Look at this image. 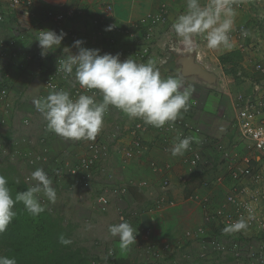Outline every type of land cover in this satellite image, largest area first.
I'll return each mask as SVG.
<instances>
[{
	"label": "rangeland",
	"instance_id": "rangeland-1",
	"mask_svg": "<svg viewBox=\"0 0 264 264\" xmlns=\"http://www.w3.org/2000/svg\"><path fill=\"white\" fill-rule=\"evenodd\" d=\"M250 9L252 12L253 9L256 11L250 14V20L244 24L250 33L241 42L244 48L240 51L233 44L230 49V52L237 54L233 59L234 66L220 65L217 57L224 51L214 50L211 53L212 49L206 47V41L201 36L195 37L199 47L192 51L185 50L177 43L175 33L158 46L155 44L150 58L157 61V66L164 77L169 75L181 77L179 72H174V69L171 71L173 67L170 65L171 61L167 59L171 43L174 45L172 49L175 51L178 49L180 55L195 56L200 53V45L203 44L202 48L209 55L204 64L207 70L216 76L217 81L210 85L205 82L199 83L193 78H183L185 85H193L196 91L189 102V110L182 112L177 120H181L186 113L189 118L194 119L192 125L198 131L201 140L203 139L200 144L201 159L198 169L190 167L184 155L173 157L170 154L168 159L171 162L167 163L170 165V171L165 176L170 179V184L165 188L162 182L166 179L163 177L166 173L154 175L152 163L162 168L167 164L160 163L156 157L148 160L150 153L143 154L145 143L143 153L139 157L126 160L125 166L140 174L136 178L141 181L137 184L138 187L144 186L143 183L147 186L155 185L154 181H159H156L159 184L155 186L158 193L160 192L159 197L153 204L147 200L141 201L138 210H135L125 198L131 185H120L124 184L123 180L130 179L133 175L128 168L119 169L124 167L122 165L124 159L121 153L118 155L114 152L112 146L122 136L116 134L118 131H115V125L104 122L101 132L97 135V138L105 142L111 141L110 158L104 165L113 175L112 181L104 182L105 178L98 176L97 181L86 186L83 184L84 173L79 171L73 174L72 163H77L88 140H65L53 132L46 131L45 119L33 104V100L39 97L41 91L39 86L41 87V83L44 82L40 78L39 69L55 66V61L45 56L44 62L39 63V48L19 46L15 47L18 56L14 59L10 54L14 52H10V42L17 36H10L6 24L0 23V171L14 169L16 172H13L23 175L26 184L30 186L36 183L30 179L31 173L37 168L44 169L53 182L57 200L52 203L43 194L40 195V199L52 214L61 218L65 227L70 228L69 239L72 241V248L82 249L92 264H115L110 262V259L116 260V264H240L238 258L232 255L238 252L234 250L235 244L239 242L241 247L245 246V242L226 236L216 230V222L207 223L205 218L224 203L226 196L233 192V189L242 192L241 199L249 207L256 209V212L262 210L264 205L258 200L262 193V184L255 183L252 180L253 176L246 175L243 181L233 183L228 174L229 165L240 164V157L246 151L237 138L235 99L239 95H250L253 92L251 84L254 82L257 85L262 83V79L254 72V63L260 54V41L264 39V19L259 18L264 12L261 14L258 12L264 9V4L263 7L256 5ZM185 11L186 8H181L177 11L176 17ZM171 25L170 22L165 25L166 32L172 29ZM28 57L31 59L28 60ZM220 66L227 67L224 69L231 68L233 72L227 75L224 69L223 72L220 70ZM36 82H39V85ZM47 90L49 91L48 88ZM222 91L228 95L224 96ZM147 151H152L151 147L148 146ZM253 172L255 174L256 170ZM195 175L202 178L203 188L193 191L191 196L184 200V193H188L194 186L187 183L190 179L192 181ZM104 184L117 187L119 190L122 187L127 189L124 194L114 192L106 210H103L105 207L97 201ZM169 194H172L170 199ZM177 209H184L188 213L193 211V214L175 218L177 220L175 223L167 215L168 212ZM121 212L124 217L122 219L137 229V244L124 252L119 248V238L112 237L108 231L111 225L121 222ZM169 225L178 230L177 227L180 225L187 227L175 234ZM222 247H225V250H222ZM109 250L112 252L111 256L108 255ZM243 252L246 254L247 251Z\"/></svg>",
	"mask_w": 264,
	"mask_h": 264
},
{
	"label": "clouds",
	"instance_id": "clouds-1",
	"mask_svg": "<svg viewBox=\"0 0 264 264\" xmlns=\"http://www.w3.org/2000/svg\"><path fill=\"white\" fill-rule=\"evenodd\" d=\"M236 16L237 11L232 0H207L203 5L201 0H186V11L174 20L171 28L177 36V43L187 51L199 47L195 39L197 36L206 41L208 49L230 50L233 47L230 33L234 29ZM106 31H112V27L109 26ZM38 33L36 40L42 50V57L59 48L67 35L63 30L57 33L50 29L40 30ZM249 35L246 29H241L242 37ZM84 43L82 40L74 41L72 47L78 49V54H72L69 47L64 48V52L70 54L66 58L58 59V72L64 73L66 77L74 73L81 88L96 91L92 95L79 94L73 99L68 91L53 89L46 97L34 99L36 110L46 121V131L65 140H95L103 128L110 107L120 110L129 119H141L144 124L155 128L166 125L171 127L182 112L189 110L195 87L191 84L185 85L182 77L162 76L155 59L149 58L145 63L138 62L133 57L122 60L120 53L102 55L99 49L84 47ZM97 91L102 97L100 102L95 99ZM117 134L122 136V133ZM193 142L199 143L195 135L183 138L178 136L169 151L173 157L182 156L190 150ZM110 143L111 141H106L108 148L111 147ZM124 150L121 154L126 160ZM98 176L109 183L113 178L108 167L106 175L98 172L92 183L99 179ZM30 179L36 183L30 185L26 191L18 192L13 199L8 178L0 174V233L5 232L16 217V203L22 202L28 213L38 216L45 210L40 201L41 194L48 201L56 202L57 192L43 168L34 170ZM106 187H111V196L118 190L117 187L104 184L101 192ZM106 206L108 204L103 206V210H106ZM251 218V215L247 219L241 216L225 226L223 233L228 235L246 231ZM108 231L112 237L119 238L122 252L137 244V229L126 220L122 219L120 223L111 225ZM59 242L65 246L72 243L64 235L59 237ZM108 255H112L111 250ZM0 264H17V260L0 255Z\"/></svg>",
	"mask_w": 264,
	"mask_h": 264
},
{
	"label": "built area",
	"instance_id": "built-area-1",
	"mask_svg": "<svg viewBox=\"0 0 264 264\" xmlns=\"http://www.w3.org/2000/svg\"><path fill=\"white\" fill-rule=\"evenodd\" d=\"M262 0H232L233 6L236 10L245 11L250 8L259 6ZM45 0H0V23L5 24L11 15L21 16L28 20L31 19L35 8L42 11L40 21L38 24L32 25L29 28L30 41L39 44L36 40L38 31L40 30H54L60 33L61 30L67 35L62 41L64 48L69 47L72 54H78V49L72 47L74 41H84V47L90 49H99L101 54L111 53L113 55L120 53L121 59L125 60L129 57L138 62L145 63L151 57V52L155 47L158 39L160 29L167 25L172 14L171 5L167 1H160L156 9L144 18L128 23L120 22L115 16L113 4L109 0H100V12L95 14L92 18L86 20L85 28H77L73 25L72 20L75 17L84 18L85 12L82 9L75 10L70 8H45ZM202 5L207 3V0H201ZM264 19V14L260 17ZM111 26L112 31H106ZM241 29H246V25L235 28L230 37L238 50L242 51L244 46L241 42L245 37L241 36ZM248 31V30H247ZM28 39V40H29ZM19 41V40H18ZM17 40L10 42V50H14L13 58L18 56L15 47L19 46ZM24 41V39L22 40ZM260 54L254 63V72L262 79L260 85H256L250 95H239L235 99L236 103V127L238 131V139L243 143L244 155L240 157V164L230 166L228 169L229 179L233 183L243 181L246 175H251L255 183L262 184V193L259 195V202L264 204V39L260 41ZM67 56L70 54L66 53ZM37 58V56H36ZM44 57L39 52V63L44 62ZM31 57H28L30 60ZM50 68V69H49ZM39 73L44 77V86L51 92L53 89H64L68 91L73 99L79 94L92 95L96 90H87L81 88L75 79V74L66 77L64 73L58 72V64L55 66L40 68ZM44 73V75H42ZM46 74V75H45ZM95 99L97 102L102 100V97L96 92ZM113 116L118 121V132L122 133L125 130L126 135L131 138V142L124 150V158L132 160L139 157L143 152L145 142V135L149 132H154L159 137L164 145L165 152H169L172 143L179 136L181 138L195 135L199 139V143L193 142L190 150L184 153L188 165L192 168L198 169L200 167V135L187 121L177 120L169 127L166 125L163 128H155L144 124L141 119H129L120 110L110 107L104 120H108ZM116 133V134H117ZM84 150L80 153L76 164L72 163V172L77 174L79 171L84 173V183L90 185L95 180L98 172L107 173V167L104 162L109 158V148L105 141L97 138L95 140H88L87 144L83 146ZM87 154V155H86ZM152 163V173H167L170 165L163 166ZM253 170H256L254 174ZM263 172H261V171ZM167 174L163 177L166 178ZM170 184V179L163 180L162 185L167 188ZM236 188V187H235ZM117 190V189H116ZM119 190V189H118ZM118 190L116 193H118ZM127 189L122 187L119 194H124ZM111 187L103 189L102 194L98 198V203L107 205L109 196H111ZM242 192L233 189L217 209L207 214L205 222L214 221L217 224L216 230L223 233V229L228 224L235 222L241 216L248 220L249 227L246 231H241L234 234H228L232 239H237L245 242V246L235 244L236 255L240 264H264V205L262 210L257 211L252 206L241 199ZM224 234V233H223ZM240 247V248H239ZM240 249V250H239ZM225 250V247H222ZM243 251H247L246 254ZM244 253V254H243ZM237 261V259H235Z\"/></svg>",
	"mask_w": 264,
	"mask_h": 264
},
{
	"label": "crops",
	"instance_id": "crops-1",
	"mask_svg": "<svg viewBox=\"0 0 264 264\" xmlns=\"http://www.w3.org/2000/svg\"><path fill=\"white\" fill-rule=\"evenodd\" d=\"M45 1H46L45 5H44L45 8L51 7V8L59 9V8L66 7V8L75 9V10L82 9L85 12V17L84 18L75 17L72 20L73 25L77 28H85L86 23H87L86 20H88V18L89 19L92 18L95 14L100 12V10H99L100 0H45ZM160 1H162V0H109V2H111L113 4L116 18L120 22H123V23L136 21L138 19L146 17L147 15H149L150 13H152L156 9V7L158 6ZM163 1H167L171 5L172 14L170 16V21H169L170 25H171L174 22V20L177 18L176 17L177 11H179L181 8H186V7H184V6H186V0H163ZM177 1H179V3ZM263 4H264V0H262L260 2L259 6L263 7ZM262 10H264V9H262ZM262 10H259V11L257 10V11L259 12V14H261V12H264ZM236 11H237V16L235 18V25H238L240 27V26L244 25L246 21L248 22L250 20V16H251L250 14H253V12L255 13L256 10L253 9V12L251 9H248L246 11H239V10H236ZM33 15L34 16H32V18L28 19V20L22 18L21 16L11 15L7 19V22L5 24L7 27V31H9L10 36H12V37L17 36L18 37V40H19L18 42H19L20 48H22V47L23 48L24 47H32L35 49L39 48V52H41L42 50H41L39 44L30 41V39H29V28L32 25L39 23L40 16L42 15V11H40L39 8H35L33 11ZM238 26L236 28H238ZM172 33H174L172 29L169 32H166L165 26L162 27L160 29V33H159L158 39L156 41V46H158L159 43H161V42L163 43L167 39H170L171 38L170 35ZM23 39H24V41H22ZM201 45H203V44H201ZM201 45H200L201 50L199 51L200 53L198 52L199 54L197 56H195V55L194 56L196 57V62L203 69L208 71L207 67L204 63L206 61V58L209 55H207L208 52H205L204 48H202ZM172 48H174V45L171 43V46L169 48V53H167L168 58L166 57L167 59H169V61H171L170 65L173 67V68H171V71H172V69H174V72H179L180 76L184 79L193 78V80L195 79L199 83L205 82L196 76L183 77L182 68L180 65L177 64V62H178L179 58L187 57V56L192 55V54L180 55V51H178V49L175 51V49H172ZM214 50H220V51L223 50L224 51L219 55L217 54L218 55L217 61L221 65L219 58L221 56L229 53L230 50L224 49V48H218V49H212V50H210V52L213 53ZM66 53L67 52H64V47L63 48L59 47L54 51H49L47 56L49 58L53 59V62L55 61L54 63H57L58 59H61L63 57H65V58L67 57ZM172 55H176V56H178V58L175 60H172V58H171ZM209 58L211 59V56ZM224 68H227V67H224ZM224 68H223V66H220V70L222 72H223ZM40 78H42L44 80L43 77L40 76ZM258 78H260V77L258 76ZM36 83L39 85V82H36ZM205 83H207V82H205ZM210 85H214V84H210ZM251 85L253 86V90H254V88H255L254 86H256L257 83L254 82ZM39 90H41V91H39V95H38L39 97L38 98L46 97L50 93V91H48V90L46 91V87L44 86V82L41 83V87L39 86ZM222 94L224 96L228 95V93H226L225 91H222ZM233 108H234V106H233ZM234 111H235V109H234ZM180 119L183 121L184 120L187 121L190 125H192V122L194 120V119L189 118L186 113L183 116V118H180ZM104 122H111L113 125H115V131L118 130L117 127H118L119 122L116 121V119L113 116H110V118L108 120H104ZM45 123H46V121H45ZM122 130H123L122 131V138L119 137V140L116 141L112 146L115 149L114 152L118 155H121L120 153H122L123 150L126 149L128 147V144L130 143V141H129L130 138L127 137L125 130L124 129H122ZM145 136H146V140L144 142L145 143L144 153L143 152L142 153L143 154L150 153L149 154L150 157L148 160H150L152 158L154 159L156 157L157 158L156 160L159 161L160 163H163V164L166 163L167 164V163L171 162V160L168 159L169 155L171 153H170V151L167 152V154L163 152V151H165L164 146H163V143L160 141L159 137L157 136V134L154 132H149V134H147ZM148 146L151 147L152 151H147ZM242 146H243V143H242ZM145 147H147L146 151H145ZM143 158H141V160ZM144 159H146V156ZM119 162H120V160H119ZM125 164H126V160H124V163L122 164L124 167H120L119 169L128 168L127 166H125ZM167 165H169V164H167ZM132 168H133V165H132ZM128 170H129L130 174H132L133 176L130 177V179L123 180V181H125L124 184H120L123 186L124 185H131V188L129 187V193H127L125 196L126 200L132 204V207L135 210L139 209V205L142 204L141 201H143V200H145V201L147 200V202H151L153 204V202L160 195V192L158 193V189L155 187L159 184V183L158 184L156 183L157 180L154 181L155 185L151 184V185L147 186V185H145V183H143L144 186L138 187L137 184H140L141 181L136 179V178H137V175L140 176V174H136L133 169L130 170L128 168ZM133 182H134V184H132ZM157 182H159V181H157ZM192 183L193 182H191V179H190L189 182L187 183V185L191 186ZM133 185L134 186L136 185V187H138V188H134ZM202 188H203V182L200 184L199 187L195 188V190H199V189L201 190ZM189 192L190 191H188V193H184V191H183V193H184L183 199L184 200L185 199L187 200L188 197H190V196H188ZM168 198L169 199L172 198V194H169ZM175 198H178V197H175ZM107 207H106V209H107ZM191 214H193V211L188 213L184 209H181V210L177 209L174 212L173 211H171L170 213L168 212L167 217H170L171 221L173 220L176 223L177 220H175V218L183 217V216L187 217V215H191ZM122 215H123V213L121 212L120 213L121 219L124 218V217H122ZM103 216H105V215L103 214ZM151 217L152 216H149V218H151ZM171 221H170V224H171ZM191 225H192V223L190 224V226ZM169 226L172 229V233L175 232V234L176 233L178 234L177 231H180V229H183V231H184L187 227V226L181 227V225H180L177 227V228H179V230H178V229H173V227H171V225H169Z\"/></svg>",
	"mask_w": 264,
	"mask_h": 264
},
{
	"label": "trees",
	"instance_id": "trees-1",
	"mask_svg": "<svg viewBox=\"0 0 264 264\" xmlns=\"http://www.w3.org/2000/svg\"><path fill=\"white\" fill-rule=\"evenodd\" d=\"M12 40L18 41V37ZM60 47H64L63 43ZM12 51L14 50H10ZM236 55L234 52L227 53L219 61L222 65L234 66L233 59ZM171 58L175 60L178 56L172 55ZM232 70L224 69V73L228 75ZM13 171L1 170L0 174L8 178V186L14 199L18 192L26 191L29 186L23 175ZM191 182L194 186L188 196L200 186L202 178L195 175ZM40 201L44 206L43 201ZM44 209L38 216H33L27 212L22 202L15 204L16 217L8 229L0 233V255L15 258L17 264H92L82 249H73L71 244L65 246L59 242L61 235L70 238V228L65 227L61 218L52 214L45 206ZM110 262L117 263L114 259H110Z\"/></svg>",
	"mask_w": 264,
	"mask_h": 264
},
{
	"label": "water",
	"instance_id": "water-1",
	"mask_svg": "<svg viewBox=\"0 0 264 264\" xmlns=\"http://www.w3.org/2000/svg\"><path fill=\"white\" fill-rule=\"evenodd\" d=\"M178 65L182 68L183 77L196 76L209 84H215L217 78L212 73L203 69L197 62L194 55L179 58Z\"/></svg>",
	"mask_w": 264,
	"mask_h": 264
}]
</instances>
